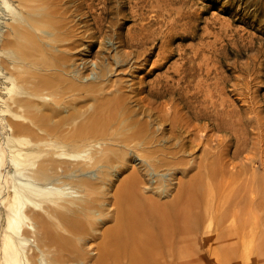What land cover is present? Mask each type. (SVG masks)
Here are the masks:
<instances>
[{"label": "rangeland", "instance_id": "1", "mask_svg": "<svg viewBox=\"0 0 264 264\" xmlns=\"http://www.w3.org/2000/svg\"><path fill=\"white\" fill-rule=\"evenodd\" d=\"M56 2L75 40L68 75L124 97L154 140L153 158L130 149L126 169L89 172L96 212L73 214L99 224L83 246L98 250L117 224L122 183L138 174L140 197L164 205L153 218L170 224L153 226L147 259L127 250L112 264H264V0Z\"/></svg>", "mask_w": 264, "mask_h": 264}, {"label": "bare ground", "instance_id": "2", "mask_svg": "<svg viewBox=\"0 0 264 264\" xmlns=\"http://www.w3.org/2000/svg\"><path fill=\"white\" fill-rule=\"evenodd\" d=\"M56 3L0 0V264H112L111 257L127 250L147 259L156 244L153 226L163 232L170 221L164 213L153 218L164 205L140 197L138 174L122 183L117 224L105 232L96 255L83 246L99 224L86 213L73 214L96 212L97 178L89 172L126 169L130 149L151 158L154 140L124 97L101 95L99 82L68 75L75 40ZM82 97L94 102L79 105ZM75 185L91 199L80 203ZM142 227L147 237L137 235Z\"/></svg>", "mask_w": 264, "mask_h": 264}]
</instances>
